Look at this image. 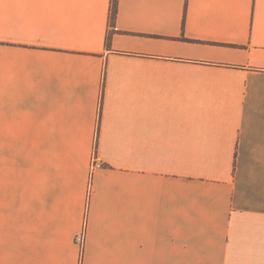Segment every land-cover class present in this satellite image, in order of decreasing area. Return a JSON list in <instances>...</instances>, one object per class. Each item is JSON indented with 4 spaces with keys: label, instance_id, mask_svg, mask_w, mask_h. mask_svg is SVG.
<instances>
[{
    "label": "crops",
    "instance_id": "0c3cea01",
    "mask_svg": "<svg viewBox=\"0 0 264 264\" xmlns=\"http://www.w3.org/2000/svg\"><path fill=\"white\" fill-rule=\"evenodd\" d=\"M0 0V264H264V0Z\"/></svg>",
    "mask_w": 264,
    "mask_h": 264
},
{
    "label": "trees",
    "instance_id": "16d2710c",
    "mask_svg": "<svg viewBox=\"0 0 264 264\" xmlns=\"http://www.w3.org/2000/svg\"><path fill=\"white\" fill-rule=\"evenodd\" d=\"M117 6H118V0H112L111 2V15H110V23L112 26H114L116 14H117Z\"/></svg>",
    "mask_w": 264,
    "mask_h": 264
}]
</instances>
